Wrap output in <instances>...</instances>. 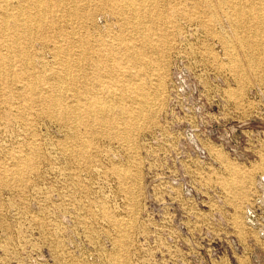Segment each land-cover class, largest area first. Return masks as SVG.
<instances>
[{
  "label": "rangeland",
  "instance_id": "374dc122",
  "mask_svg": "<svg viewBox=\"0 0 264 264\" xmlns=\"http://www.w3.org/2000/svg\"><path fill=\"white\" fill-rule=\"evenodd\" d=\"M209 2L153 0L163 46L142 66L123 64L133 75L121 93L134 120L117 126L126 142L81 128L88 145L76 161L69 127L35 112L24 125L1 104L0 176L31 144L36 162L0 185V264H264V238L245 224L264 178V38L241 43ZM106 4L88 31L116 39L122 23ZM73 27L32 43L37 70L56 68L51 45ZM20 88L0 82L4 93Z\"/></svg>",
  "mask_w": 264,
  "mask_h": 264
},
{
  "label": "bare ground",
  "instance_id": "6f19581e",
  "mask_svg": "<svg viewBox=\"0 0 264 264\" xmlns=\"http://www.w3.org/2000/svg\"><path fill=\"white\" fill-rule=\"evenodd\" d=\"M106 1L112 3L108 8L122 23L121 35L116 39L110 35L103 38L88 31L91 12L96 8L105 9ZM199 1L209 9L212 7L209 0ZM217 1L241 43L249 39L261 42L264 38V0ZM153 10V0H0V82L21 83L19 92L0 91V106H9V115L13 113L24 125L30 122L29 117L35 112L69 127L68 133L73 140L69 153L76 161L85 157L84 150L88 145L78 139L81 128L88 133L99 129L123 142L128 141L129 132L124 127H117L134 120L125 109L121 93L125 87L123 83L131 82L133 75L123 64L130 62L142 66L139 62L144 52L155 53L163 46L160 44L163 36L153 21ZM216 13L215 10L209 13L213 19L203 24L207 29L216 22ZM59 24L77 27L52 43L51 50L58 57L56 68L44 74L35 68L30 46L35 40L47 43L49 35ZM139 71L135 75L137 78L144 69ZM135 86L136 90L142 88L138 82ZM71 89L73 94L70 99H65ZM139 104L144 102L139 101ZM115 108L121 111L118 121L109 116ZM31 145L28 153L16 159L15 168L4 170L0 185H8V177L22 181L33 170L36 148ZM119 174L122 179L128 176Z\"/></svg>",
  "mask_w": 264,
  "mask_h": 264
},
{
  "label": "built area",
  "instance_id": "2783aa9c",
  "mask_svg": "<svg viewBox=\"0 0 264 264\" xmlns=\"http://www.w3.org/2000/svg\"><path fill=\"white\" fill-rule=\"evenodd\" d=\"M259 185L260 192L256 195L258 197L253 201L252 206L246 210L245 224L264 238V178ZM254 262L259 263L260 259H254Z\"/></svg>",
  "mask_w": 264,
  "mask_h": 264
}]
</instances>
